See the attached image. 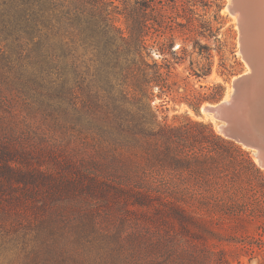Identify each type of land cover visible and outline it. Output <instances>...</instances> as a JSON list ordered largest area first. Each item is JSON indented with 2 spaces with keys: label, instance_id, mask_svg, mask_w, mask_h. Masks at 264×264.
<instances>
[{
  "label": "trees",
  "instance_id": "1",
  "mask_svg": "<svg viewBox=\"0 0 264 264\" xmlns=\"http://www.w3.org/2000/svg\"><path fill=\"white\" fill-rule=\"evenodd\" d=\"M150 2L0 0V264H264L251 151L153 108L178 61L150 59ZM211 89L185 100L198 112L224 86ZM193 191L230 225L198 213Z\"/></svg>",
  "mask_w": 264,
  "mask_h": 264
},
{
  "label": "rangeland",
  "instance_id": "2",
  "mask_svg": "<svg viewBox=\"0 0 264 264\" xmlns=\"http://www.w3.org/2000/svg\"><path fill=\"white\" fill-rule=\"evenodd\" d=\"M122 1L114 0L115 4L120 6V9L124 7ZM178 2L179 7L172 8L173 0H151L148 8L151 15L147 36L150 59L159 63H164L165 58L178 61L174 64L175 68L171 77L172 91L161 95L158 87L155 86L154 92L159 96L153 99V108L158 107L160 110H164L165 107H169V111L161 112V114H169V120H174L176 115H178L177 120H182L183 116L189 114L196 119L212 121L218 132L217 127L220 121L209 112L203 111L204 113H202L201 109L203 106L215 103L223 98L229 99L233 92V79L248 70V65L240 48L239 18L237 19L235 14L230 11L229 0H191L190 2L178 0ZM131 4L129 8L135 9V0H131ZM160 7L164 13L161 19L158 15ZM135 10L136 13L140 12V9ZM186 16H192L193 20L188 22ZM118 18V24L126 31L127 25L124 16L118 14ZM171 39L174 41L173 47L162 52L159 48L161 43H167ZM195 72H198L200 76H197ZM218 83L224 86L220 99L213 102L206 100L201 102L198 112L185 100L186 97L193 98V95H198V93L211 92V87ZM194 91L197 93H194ZM162 101H166L168 104L162 106ZM235 142L244 149L251 151L252 157L259 165L257 152L254 149L237 141ZM230 150L238 156V160L242 162L241 164L245 165L243 161L244 154ZM244 175L242 176L244 177ZM252 178L255 185L252 187L254 202L259 205L258 210L264 213V189L256 185V183L262 181L254 175ZM181 180L187 181L190 179L185 176L175 178L176 182H181ZM191 180L193 181L192 178ZM197 180L195 179V182ZM201 182H203L202 179ZM210 198L211 196L204 194V192H194L190 203L198 213L214 215L216 218L221 219L222 222L218 223L217 226L221 224L227 228L230 224L225 218L226 214L222 209L216 208ZM255 225V223L250 225L251 231L255 228ZM223 243L227 247H233L234 245L229 242ZM240 261L239 263L234 260V264H257V258L250 261L248 255H241Z\"/></svg>",
  "mask_w": 264,
  "mask_h": 264
},
{
  "label": "water",
  "instance_id": "3",
  "mask_svg": "<svg viewBox=\"0 0 264 264\" xmlns=\"http://www.w3.org/2000/svg\"><path fill=\"white\" fill-rule=\"evenodd\" d=\"M233 1L236 8L240 7V0ZM247 4L257 13V18L251 15L254 18L248 26L249 30L247 18H243L239 25L240 31H243L240 32L239 40H244L243 47L241 43L240 48L252 71L243 72L237 80L232 81L233 87L236 88L231 95L234 99L232 102L223 98L211 103V111L215 112V118L220 121L218 132L254 149L258 163L264 169V0H247ZM242 12L244 13V10ZM244 15L246 17V13ZM250 30L255 33V44L252 43V38L250 39ZM259 37L262 41L257 42ZM248 39L252 48L248 47L249 43L246 44ZM201 111L204 113L202 109Z\"/></svg>",
  "mask_w": 264,
  "mask_h": 264
},
{
  "label": "bare ground",
  "instance_id": "4",
  "mask_svg": "<svg viewBox=\"0 0 264 264\" xmlns=\"http://www.w3.org/2000/svg\"><path fill=\"white\" fill-rule=\"evenodd\" d=\"M235 3H234V1L233 0H229V9H230V11L233 13V14H235V16H236V18L238 19L239 18V25H241V22H242V20H243V18H244V20H246V18H247V30H249L248 29V26H249V24L251 23V21H252V18H257V13L256 12H254L253 10H251V8H250V6H249V4H247V0H240V7H238V8H236L235 7V5H234ZM241 8H242V10H244V13L242 12V10H241ZM246 13V17H245V14ZM254 15V17L253 16H251V15ZM264 18V17H263ZM250 20V21H249ZM240 29H241V26H240ZM240 32H243L242 30L240 31ZM250 32H252V30H250ZM245 36H246V34H245ZM245 36H244V38H245ZM241 37H242V33H241ZM247 37V36H246ZM252 38V43H254L255 44V42H254V39H255V33L254 32H252V33H250V39ZM246 39V38H245ZM240 41H241V43H242V47H243V39H241L240 38ZM260 41H262V38H258L257 39V42H260ZM247 43H249V39H248V42H246V44ZM264 43V42H263ZM263 43H257V44H263ZM251 43H249L248 44V47L249 48H252V46L250 45ZM257 56V55H256ZM245 59V61H246V63H247V65H248V70H246L245 71V73L246 72H249V71H252L251 70V68H250V65H249V62H248V60L246 59V58H244ZM238 77H240V75L239 76H237L236 78H234L233 79V81L234 80H237L238 79ZM233 85V84H232ZM236 88H234L233 87V91L235 90ZM232 95V94H231ZM225 100H227V101H229V102H232L234 99H233V97L231 98V96H230V98L229 99H225ZM212 105L213 104H209V105H205V106H203V111H205V112H211L214 116H215V112L214 111H211V107H212ZM229 113H231V112H229ZM216 117V116H215ZM220 125V124H219ZM219 125H218V127H219ZM259 160V159H258Z\"/></svg>",
  "mask_w": 264,
  "mask_h": 264
}]
</instances>
